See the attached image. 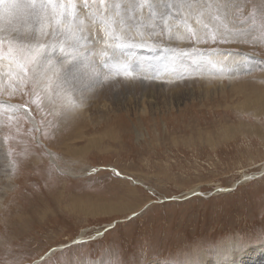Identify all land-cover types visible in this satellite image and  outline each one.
Returning a JSON list of instances; mask_svg holds the SVG:
<instances>
[{"label": "rangeland", "instance_id": "1", "mask_svg": "<svg viewBox=\"0 0 264 264\" xmlns=\"http://www.w3.org/2000/svg\"><path fill=\"white\" fill-rule=\"evenodd\" d=\"M149 39L160 47L128 50L145 61L138 79L178 84L120 77L93 92L81 80L85 103L45 141L57 166L23 134L30 122L4 141L0 116V264H40L45 253L49 264H67L103 246L141 264H264V71L235 54L264 57V47L222 44L217 54L211 41ZM194 59L217 67L200 75ZM25 150L36 155L25 160Z\"/></svg>", "mask_w": 264, "mask_h": 264}, {"label": "snow or ice", "instance_id": "2", "mask_svg": "<svg viewBox=\"0 0 264 264\" xmlns=\"http://www.w3.org/2000/svg\"><path fill=\"white\" fill-rule=\"evenodd\" d=\"M181 26L183 34L178 31ZM164 35L168 40L187 39L193 45L211 41L217 47L209 51L217 54L223 51L219 48L222 44L264 47V0H0V97H5L0 99V116L5 117L7 128L4 141L16 138L13 130L22 133L21 121L30 122L31 127L23 134L57 166V157L45 141L54 140L63 119L85 103L78 83L87 80L89 91L94 92L120 77L140 78L137 73L143 71L145 61L133 59L128 50L157 49L159 41L149 38ZM191 50L201 51L197 47ZM89 52L91 55L86 54ZM235 54L244 57L241 62L251 61L264 71V57L259 54L238 50ZM192 63L196 70L202 67L195 59ZM207 63L217 67L212 60ZM179 78L185 77L181 74ZM17 95L23 103L11 102ZM7 155L10 170L15 172L20 162L14 146ZM23 155L28 160L36 154L25 150ZM100 236L97 231L93 239ZM246 246V242L235 245ZM230 251L231 245L219 250L224 254ZM48 255L40 258V264H49ZM67 264L141 262L139 256L129 259L120 249L103 246L96 254L90 250L85 257L70 258Z\"/></svg>", "mask_w": 264, "mask_h": 264}, {"label": "bare ground", "instance_id": "3", "mask_svg": "<svg viewBox=\"0 0 264 264\" xmlns=\"http://www.w3.org/2000/svg\"><path fill=\"white\" fill-rule=\"evenodd\" d=\"M170 43V42H169ZM171 44V43H170ZM169 44V45H170ZM174 44V43H173ZM178 45V44H177ZM179 45H180V43H179ZM178 45V46H179ZM176 46V45H175ZM177 46V47H178ZM181 46V45H180ZM166 47V46H165ZM180 48H182V47H180ZM179 48V49H180ZM183 49V48H182ZM222 54V53H221ZM239 57V56H238ZM197 59V58H196ZM208 61V60H207ZM207 61H205L203 64H202V67L199 69V71H201V74L200 75H202V73H203V75H204V73H208V71L210 72V68H211V66L207 63ZM241 63V62H240ZM239 64V63H238ZM242 65V64H241ZM186 67V66H185ZM243 67V66H242ZM239 68V67H238ZM213 69H215V68H213ZM138 74V73H137ZM144 76V75H143ZM142 76V77H143ZM138 77H140V76H138ZM192 77V76H191ZM194 77H196V76H194ZM193 77V78H194ZM200 77V76H199ZM193 78H190V79H193ZM196 78H198V77H196ZM217 78H221L222 79V77H217ZM165 79V78H164ZM174 79V78H173ZM171 80V79H170ZM170 80H168V81H170ZM177 80V79H176ZM182 80V79H181ZM205 80V79H204ZM220 80V79H219ZM87 80H85V82H86ZM134 81V82H133ZM201 81V80H200ZM207 81V80H206ZM218 81V80H217ZM130 82L131 83H135V84H138V83H142V84H144L143 82H147V83H152V84H154V85H160V86H174V85H177L178 83H167V82H164V80H163V82L160 80V81H155V80H152V81H150V80H144L143 78L142 79H135V80H130ZM87 83V82H86ZM181 83V82H180ZM88 84V83H87ZM174 84V85H173ZM108 86V85H107ZM95 91H97V89L95 90ZM249 176V175H248ZM247 176V177H248ZM243 180H246L245 178L243 179ZM0 205L2 204V202H3V198H4V192L6 191V188L4 187L5 186V179L4 178H2V175L0 174ZM195 192H197V190L195 191ZM250 252V251H249ZM261 252V251H260ZM256 253V252H255ZM261 254V253H260ZM203 257V256H202ZM205 257V256H204ZM197 258V257H196ZM255 258V257H254ZM199 259H202V258H198V260ZM197 260V261H198ZM194 261V260H193ZM215 261H208V262H204L203 261V264H215L214 263ZM255 262V261H254ZM188 263V262H187ZM252 263V262H251ZM256 263V262H255Z\"/></svg>", "mask_w": 264, "mask_h": 264}, {"label": "water", "instance_id": "4", "mask_svg": "<svg viewBox=\"0 0 264 264\" xmlns=\"http://www.w3.org/2000/svg\"><path fill=\"white\" fill-rule=\"evenodd\" d=\"M77 240L73 241V243H75Z\"/></svg>", "mask_w": 264, "mask_h": 264}]
</instances>
